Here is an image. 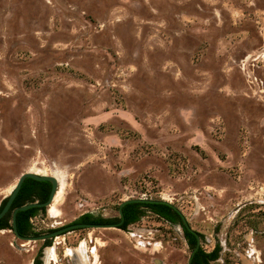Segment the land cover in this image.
<instances>
[{
  "label": "rangeland",
  "instance_id": "rangeland-1",
  "mask_svg": "<svg viewBox=\"0 0 264 264\" xmlns=\"http://www.w3.org/2000/svg\"><path fill=\"white\" fill-rule=\"evenodd\" d=\"M26 171L63 192L35 234L162 199L204 264H264V0H0V202ZM137 213L1 229L0 264H187L182 228Z\"/></svg>",
  "mask_w": 264,
  "mask_h": 264
},
{
  "label": "flooded vegetation",
  "instance_id": "flooded-vegetation-1",
  "mask_svg": "<svg viewBox=\"0 0 264 264\" xmlns=\"http://www.w3.org/2000/svg\"><path fill=\"white\" fill-rule=\"evenodd\" d=\"M50 190H51V183L50 182H49V186H40L39 184H29V186L27 185V186L23 187L22 184H21L19 190L17 191L15 197L13 198V200H12V202L10 204L9 209L6 211V213L2 217H0V230L1 229H7V231H11L14 234V232L12 230V213H13V210L17 207V206H13L14 201H15L16 198H20L21 196L30 193L31 194V198L30 197H26L25 203L33 202V201H36L38 203H43V202H45L48 199ZM31 199H33V200H31ZM6 200H7V197L4 198L0 202V210L5 205ZM44 207L45 206L32 207L33 209L30 212H28V213H23V212L19 213V211H22V210H19V211L16 212V214H15V225H16L17 232H18L19 229H23V228H27V230L29 232L28 234H20L18 232V234L24 235V236L25 235L42 234V233H37V234L34 233L35 230H36L34 228V225H35L34 218H37V216L41 213V211L43 210ZM171 208H172L173 211L177 212V215L179 216V218L181 220V224L175 222L174 213H172V211L170 213H168L170 215V217H171L170 220L166 219L165 217H163V216H161L159 214H157V215L160 216L162 219L166 220L172 226L179 225L182 228V237L184 238L185 242L188 244V247L190 248V254H189V257H188V258H190V262L189 263L190 264H197V259L199 258L198 256L201 255L200 247H199L200 235L198 234V232L193 230L190 226L189 227L194 232L188 230L186 228V226L184 225V223H183L182 215H181L180 211L179 210L177 211L173 206H171ZM98 217H99V215L91 214L90 217L84 218L83 220H79L77 222L102 223L103 221L99 222V221L96 220ZM100 217H102V216H100ZM102 218H104V217H102ZM120 220L122 221V223L119 225V227H120L123 224V222H124V216L120 217L118 215V218H112V220H108V221H104V222H117V221H120ZM43 233H46V232H43ZM46 239H44L43 241H45Z\"/></svg>",
  "mask_w": 264,
  "mask_h": 264
},
{
  "label": "water",
  "instance_id": "water-1",
  "mask_svg": "<svg viewBox=\"0 0 264 264\" xmlns=\"http://www.w3.org/2000/svg\"><path fill=\"white\" fill-rule=\"evenodd\" d=\"M26 178H31L33 180H37V181H48L51 183V190L48 196V199L43 202V203H38L36 201L33 202H28L25 203L23 205L17 206L12 213V230L15 234V236L17 238L23 239V240H44V239H48V238H54L60 234L66 233L68 231L74 230L76 228H87V227H119V225L122 223V221H117V222H102V223H90V222H71L69 224L60 226L56 229L50 230L46 233H42V234H37V235H20L18 234L17 230H16V225H15V214L17 211L19 210H26L28 208L31 207H35V206H48L52 200L53 197L57 191V179L56 177L52 176V175H46V174H38L36 172H30V171H26L23 172L22 174H20V176L17 178L10 194L7 196V200L5 205L3 206V208L0 210V217H2L6 211L9 209L10 204L13 200V198L15 197L17 191L19 190L22 182L26 179ZM161 203V204H167V205H171L172 204L166 200H162V199H150V198H144V197H138V198H129V199H125L122 202L119 203L118 205V215L120 217H123V213H122V207L127 204V203ZM174 207V206H173ZM177 211L178 209L176 207H174ZM182 215V214H181ZM182 220L184 225L186 226V228L192 232H194L188 225L187 221L185 220L184 216L182 215ZM190 258H188L187 264H190Z\"/></svg>",
  "mask_w": 264,
  "mask_h": 264
},
{
  "label": "trees",
  "instance_id": "trees-1",
  "mask_svg": "<svg viewBox=\"0 0 264 264\" xmlns=\"http://www.w3.org/2000/svg\"><path fill=\"white\" fill-rule=\"evenodd\" d=\"M29 184H39L40 186H49V182L47 181H37V180H33L31 178H26L23 183L22 186H29ZM26 197H30L31 198V194H26L21 196L20 198H16L14 201L13 206H20L22 204L25 203V199ZM32 200V199H31ZM139 206H146L149 207L153 212H155L156 214H159L163 217H165L166 219H171L170 215L168 213H170V211H172V213L177 214L176 211H173L170 205L167 204H161V203H127L122 207V212H123V216H124V222L120 227H124L126 224L134 222L138 219V213H137V208ZM33 208H28L26 210H22L19 211L23 212V213H28L32 210ZM91 213H86L83 214L81 216L78 217V219H76L73 222H77L79 220H83L84 218L90 217ZM95 220V219H94ZM99 222H104V221H108V220H112V218H102V217H98L96 219ZM18 232L20 234H28V230L27 228H23V229H19ZM215 251L212 253H208V254H201L199 255L198 259H197V264H204L205 262H207L208 259H213L215 258ZM32 264H41L40 260H34Z\"/></svg>",
  "mask_w": 264,
  "mask_h": 264
},
{
  "label": "bare ground",
  "instance_id": "bare-ground-1",
  "mask_svg": "<svg viewBox=\"0 0 264 264\" xmlns=\"http://www.w3.org/2000/svg\"><path fill=\"white\" fill-rule=\"evenodd\" d=\"M62 188V187H61ZM61 188H59L55 194V196L53 197V201L49 207V211H51L53 214H56L58 211H56L55 209V205L59 202L60 198H61V194L63 193L61 190ZM63 195V194H62ZM58 210V209H57ZM50 247L47 248L46 252V256L49 257L50 259H52V255H50ZM93 250V249H92ZM71 251V250H70ZM72 252V251H71ZM93 254L95 255L94 250L92 251ZM76 256V255H75ZM84 261V260H83Z\"/></svg>",
  "mask_w": 264,
  "mask_h": 264
}]
</instances>
